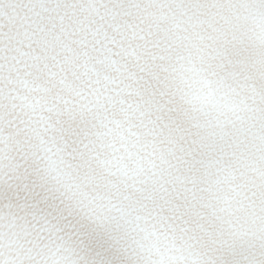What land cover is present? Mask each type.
I'll return each mask as SVG.
<instances>
[{
	"label": "snow or ice",
	"instance_id": "obj_1",
	"mask_svg": "<svg viewBox=\"0 0 264 264\" xmlns=\"http://www.w3.org/2000/svg\"><path fill=\"white\" fill-rule=\"evenodd\" d=\"M0 264H264V0H0Z\"/></svg>",
	"mask_w": 264,
	"mask_h": 264
}]
</instances>
